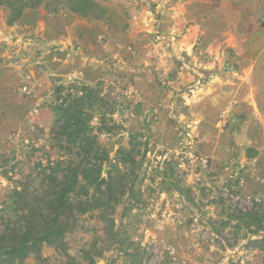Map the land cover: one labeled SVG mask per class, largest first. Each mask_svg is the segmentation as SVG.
Returning <instances> with one entry per match:
<instances>
[{"label": "rangeland", "instance_id": "1", "mask_svg": "<svg viewBox=\"0 0 264 264\" xmlns=\"http://www.w3.org/2000/svg\"><path fill=\"white\" fill-rule=\"evenodd\" d=\"M97 1L117 7L126 28L66 7H38L36 21L45 27L19 38L4 29L11 25L0 7V230L12 225L23 200L42 203L37 198L49 188L44 176L51 168L61 174L55 162L68 154L54 125L59 96L93 86L116 100L118 128L97 134L111 156L130 134L145 132L140 187L146 203L110 217L118 238L136 252L134 262L264 264V238L251 234L255 226L244 215L264 216V35H241L237 51H203L202 35L184 38L172 29L173 0ZM75 22L78 36L62 48L58 39L70 35L62 24ZM233 72L242 77L239 89L220 109V81L211 90L209 83ZM98 120L94 115L91 126ZM163 162L172 168L173 189L155 175ZM60 219L62 237L21 264H131L110 245L107 221L86 214Z\"/></svg>", "mask_w": 264, "mask_h": 264}, {"label": "trees", "instance_id": "2", "mask_svg": "<svg viewBox=\"0 0 264 264\" xmlns=\"http://www.w3.org/2000/svg\"><path fill=\"white\" fill-rule=\"evenodd\" d=\"M0 7L6 12L7 25L17 21L26 9L43 7L56 11L66 7L75 14L114 28L127 26L117 7L97 0H0ZM64 88L62 84L56 89ZM59 97L61 101L52 107L54 125L62 142L60 148L68 155L55 162L56 169L61 171L59 177L53 174L54 168L48 160L51 171L44 178L49 188L37 198L42 203L30 204L31 199L23 200L24 204L15 209L20 213L12 225L0 230V264H21L28 255L38 254L42 244L57 242L62 237L61 217L75 219L85 214L107 221L106 232L112 248L120 251L125 261L139 264L133 260L136 252L118 238L119 229H114L110 217L118 208L121 216H125L146 203L140 187V169L148 151L143 140L145 132L139 130L130 134L128 143L119 146L111 156L110 151L98 143L97 134L118 128L113 119L116 100L108 94L100 95L96 87L85 85L80 87L79 93L69 91ZM96 114L99 125L94 128L90 122ZM171 172L172 168L165 162L155 168V175L167 189L175 187L169 180ZM13 192L22 197L18 190ZM25 203L29 205L26 207ZM244 215L246 225L255 226L251 234L264 238V216L250 212Z\"/></svg>", "mask_w": 264, "mask_h": 264}, {"label": "crops", "instance_id": "3", "mask_svg": "<svg viewBox=\"0 0 264 264\" xmlns=\"http://www.w3.org/2000/svg\"><path fill=\"white\" fill-rule=\"evenodd\" d=\"M42 12L41 8L26 9L17 21L4 29L10 36L19 38L26 36L33 29L41 30L45 25L39 20L37 22L35 17L36 14ZM66 13L67 11L64 10L63 14L66 15ZM262 19H264V0H173L167 13V20L174 22L172 29L183 33L184 38L198 34L203 36L205 40L201 46L203 51H212L217 47L222 49L225 46L237 51L239 49L238 39L241 35H264V26H260ZM62 27L65 32H68V29L70 32V35L58 39L62 48H66L73 44L78 36V23L70 25L64 23ZM258 61L253 59L252 65L255 66ZM246 64L247 60L241 66L244 67ZM237 78L242 79L239 73L233 72L209 83L208 88L211 90V86L220 81V109L225 96L228 93L237 92L236 88L240 81Z\"/></svg>", "mask_w": 264, "mask_h": 264}]
</instances>
